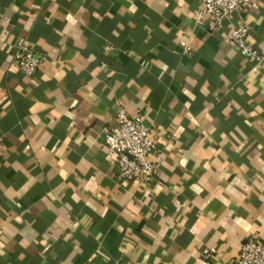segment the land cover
Instances as JSON below:
<instances>
[{"label":"crops","instance_id":"0c3cea01","mask_svg":"<svg viewBox=\"0 0 264 264\" xmlns=\"http://www.w3.org/2000/svg\"><path fill=\"white\" fill-rule=\"evenodd\" d=\"M199 5L0 0V264H232L264 240V0L234 21L261 59ZM121 105L161 155L141 184L107 154Z\"/></svg>","mask_w":264,"mask_h":264},{"label":"built area","instance_id":"2783aa9c","mask_svg":"<svg viewBox=\"0 0 264 264\" xmlns=\"http://www.w3.org/2000/svg\"><path fill=\"white\" fill-rule=\"evenodd\" d=\"M255 0H200L196 18L211 17L214 26L232 24L230 40L239 52L250 58L261 59L262 55L249 39V30L244 24L234 21L244 6ZM107 46V50H112ZM189 51L190 47L187 46ZM19 69L26 76H34L44 61V55L37 54L25 44H19L15 53ZM107 154L114 159L119 179L141 184L158 176L161 155L155 153L151 129L144 123V113L129 114L123 105L116 111L115 123L106 129ZM213 251V250H212ZM239 257L232 264H264V240L251 235L242 245Z\"/></svg>","mask_w":264,"mask_h":264}]
</instances>
